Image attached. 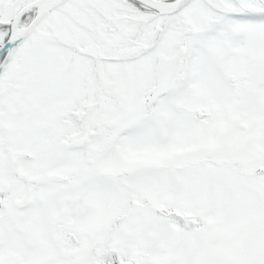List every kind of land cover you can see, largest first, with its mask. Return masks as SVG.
I'll use <instances>...</instances> for the list:
<instances>
[{
    "label": "snow or ice",
    "instance_id": "1",
    "mask_svg": "<svg viewBox=\"0 0 264 264\" xmlns=\"http://www.w3.org/2000/svg\"><path fill=\"white\" fill-rule=\"evenodd\" d=\"M0 264H264V0H0Z\"/></svg>",
    "mask_w": 264,
    "mask_h": 264
}]
</instances>
